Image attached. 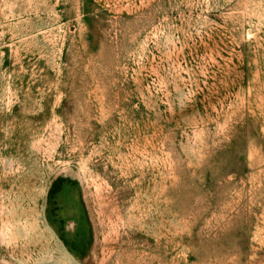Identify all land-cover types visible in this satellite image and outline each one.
<instances>
[{"label": "rangeland", "instance_id": "rangeland-1", "mask_svg": "<svg viewBox=\"0 0 264 264\" xmlns=\"http://www.w3.org/2000/svg\"><path fill=\"white\" fill-rule=\"evenodd\" d=\"M0 264H264V0H0Z\"/></svg>", "mask_w": 264, "mask_h": 264}]
</instances>
